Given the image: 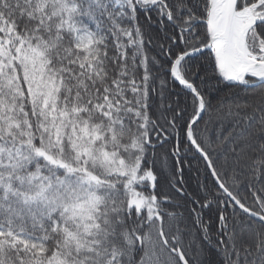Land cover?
Masks as SVG:
<instances>
[{
    "label": "snow or ice",
    "instance_id": "1",
    "mask_svg": "<svg viewBox=\"0 0 264 264\" xmlns=\"http://www.w3.org/2000/svg\"><path fill=\"white\" fill-rule=\"evenodd\" d=\"M0 264H264V0H0Z\"/></svg>",
    "mask_w": 264,
    "mask_h": 264
}]
</instances>
